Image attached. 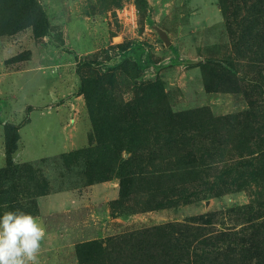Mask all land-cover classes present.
<instances>
[{
  "label": "rangeland",
  "instance_id": "obj_1",
  "mask_svg": "<svg viewBox=\"0 0 264 264\" xmlns=\"http://www.w3.org/2000/svg\"><path fill=\"white\" fill-rule=\"evenodd\" d=\"M31 1L42 29L0 33V169L48 181L40 264H81L94 241L101 264H264V0ZM129 57L140 116L122 176L89 184L71 156L93 147L83 65Z\"/></svg>",
  "mask_w": 264,
  "mask_h": 264
},
{
  "label": "trees",
  "instance_id": "obj_2",
  "mask_svg": "<svg viewBox=\"0 0 264 264\" xmlns=\"http://www.w3.org/2000/svg\"><path fill=\"white\" fill-rule=\"evenodd\" d=\"M42 17L39 5L31 0H0V33L3 36L14 34L19 28L16 25L22 20L41 30L39 20ZM126 46L121 44L114 48H122L128 54L136 51L132 44ZM103 52L110 53V50L105 49ZM84 67L89 69L87 74L83 72L82 82L94 126L91 138L93 147L72 153L71 156L76 158L83 155L88 159V176H91L88 183L94 184L112 179L114 173L122 176L115 172V168L124 150V143L133 138L132 127L138 124L140 116L138 87L136 98L131 100L126 101L122 91H130L141 72L131 57L124 61L120 69L103 68L92 60L85 62ZM114 93H118V97ZM161 113L160 122L166 127L168 117ZM7 131L9 135L16 134L17 127L8 124ZM41 175L34 163L15 164L9 160L0 169V216L6 211L15 210L38 215L37 199L49 192L48 181ZM99 246L95 241L80 244L78 252L81 264H101L97 262L95 253V248L100 251Z\"/></svg>",
  "mask_w": 264,
  "mask_h": 264
},
{
  "label": "clouds",
  "instance_id": "obj_3",
  "mask_svg": "<svg viewBox=\"0 0 264 264\" xmlns=\"http://www.w3.org/2000/svg\"><path fill=\"white\" fill-rule=\"evenodd\" d=\"M47 229L38 217L15 210L0 216V264H40Z\"/></svg>",
  "mask_w": 264,
  "mask_h": 264
},
{
  "label": "water",
  "instance_id": "obj_4",
  "mask_svg": "<svg viewBox=\"0 0 264 264\" xmlns=\"http://www.w3.org/2000/svg\"><path fill=\"white\" fill-rule=\"evenodd\" d=\"M163 38L167 42V44H170V40H169V38L167 37L166 34L163 35Z\"/></svg>",
  "mask_w": 264,
  "mask_h": 264
}]
</instances>
